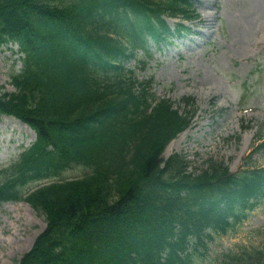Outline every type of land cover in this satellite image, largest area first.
<instances>
[{
	"label": "trees",
	"instance_id": "trees-1",
	"mask_svg": "<svg viewBox=\"0 0 264 264\" xmlns=\"http://www.w3.org/2000/svg\"><path fill=\"white\" fill-rule=\"evenodd\" d=\"M188 4L74 0L48 6L43 0H0V43L16 39L27 53L25 75L13 80L16 93L0 97V113L31 118L44 135L46 127L51 138L46 143L64 144L90 171L28 197L46 214L48 226L19 264H188L178 254L182 242L173 238V224L189 220L196 233L199 224L216 226L214 210L228 189L221 172L209 167L192 177L174 158L161 165L157 140L173 131L177 113L164 106L144 115L142 98L122 94L118 86L110 92L87 71L120 57V44L110 34L121 27L130 33L128 22L134 26L130 37L144 26L150 29V15L172 14ZM43 167L30 170L43 173ZM10 185L0 188V199L15 196ZM202 191L212 202L197 205Z\"/></svg>",
	"mask_w": 264,
	"mask_h": 264
},
{
	"label": "rangeland",
	"instance_id": "rangeland-1",
	"mask_svg": "<svg viewBox=\"0 0 264 264\" xmlns=\"http://www.w3.org/2000/svg\"><path fill=\"white\" fill-rule=\"evenodd\" d=\"M195 7L202 15L200 28L205 35L200 40L195 37L192 40L211 42L216 38L213 47L196 46L188 37L183 41L178 40L175 50L163 56L153 48L152 57L146 55L149 63L144 71L137 63L145 59L141 51H138L135 58L127 60L125 66L132 69L139 80L152 73L153 90L158 95L171 96L175 99L173 103L189 97L198 104L195 123L185 135L179 136L167 146L166 155L180 153L189 163L188 171L193 172L205 168V156L210 149L215 148L212 159L223 162L232 171H239L243 168L240 154L245 156L252 149L257 129H260L264 137V127L261 128L264 118L246 116L243 120L246 129L241 132L240 142H237L233 139V133L240 127L241 121L232 118L236 117L240 106H256L264 111V71H260V68H264V54L259 56L256 44L258 32H252V26L256 29L264 15V0H203L195 3ZM204 17L207 21L203 20ZM189 44L191 47H188ZM12 47L16 49V46ZM12 51L5 46L0 48V88L8 92L12 91L10 76L20 68ZM166 58L169 60L162 62ZM208 87L213 90L206 89ZM213 101L223 105L238 101L239 104L231 106L232 116L224 112L211 122H206L203 120V109L212 113L213 108L209 106ZM177 106L180 105L177 103ZM1 122L0 165H4L12 159L11 149H7L11 148V144L24 141L28 145L34 136L25 133L28 130L12 118H4ZM21 134L27 138H20ZM8 138L12 143L7 141ZM251 162L256 167L263 166L264 151L253 153ZM76 175V172L71 171L65 178ZM44 227L43 215L29 205L12 202L0 204V264H16ZM262 233L264 203L249 215L235 235L209 245L210 254L219 253L223 247H263Z\"/></svg>",
	"mask_w": 264,
	"mask_h": 264
}]
</instances>
